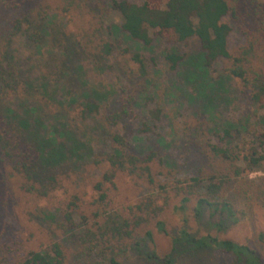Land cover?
<instances>
[{
  "label": "trees",
  "instance_id": "16d2710c",
  "mask_svg": "<svg viewBox=\"0 0 264 264\" xmlns=\"http://www.w3.org/2000/svg\"><path fill=\"white\" fill-rule=\"evenodd\" d=\"M109 9L119 14L120 30L144 47L151 45L156 34L181 43L196 39L203 52V65L210 68L222 61L217 75L226 74L234 79L240 93L256 105L257 116H261L259 120L264 119V0H142L140 3L111 0L108 10L98 0H0V161L22 174L17 185L20 194L36 198L52 194L60 179L56 171L45 167L78 161L81 145L77 140L72 141L65 130L72 128L70 120L60 116L59 104L48 97L32 95L31 88L18 77L19 70L13 68L9 60V43L19 34L34 44L42 43L43 24L51 11L66 17L67 21L77 12L84 14L83 17L88 15L90 25L74 32L73 38L78 45L74 52L111 56L113 44L96 36L103 28L112 35L107 21ZM226 16L236 23L244 36V44L235 52L228 47L232 26L224 20ZM54 33L61 35L62 30L56 29ZM59 45L65 52L68 50L64 43ZM74 52L71 51L67 58L55 57L51 68L47 65L43 70L44 79H60L63 71L70 69ZM123 52H128L136 76L145 77L147 65L143 55L138 51L129 52L127 48ZM165 58L169 69L175 70L184 55L170 51ZM117 66L120 72L127 74V61ZM31 96L38 102L43 116L55 119L47 124L53 128H47V137L41 136L39 125L31 130L29 135L33 143L24 139L23 127L19 126L20 116H15L11 110L17 99ZM133 101L127 87L121 88L115 107L101 117L105 124L103 129L99 128L104 136L102 140L109 143L112 152L106 155V168L92 184V200L83 205L81 197L73 194L60 211V238L54 239L48 249L28 251L13 264H66L70 250L76 257H89L94 264H122L118 257L128 250V244L139 246L151 241L155 228L166 232L159 216L172 203V198L178 199V205L173 203V209L181 212L191 209L196 221L201 222L206 208H214L215 214L210 213L194 230L190 226L181 227L172 237L169 252L163 256L146 253V258L154 259L156 264H176L184 252L188 255L208 248L230 255L237 264H264V252L260 253L254 245L212 233L224 225L218 210H225V217L230 216V224L240 217L225 195L231 182L264 170V127L254 129L251 145L241 156L223 144L224 137H220L219 142H211L203 133L196 132L194 145L203 161L201 166L192 176L168 183L163 177L164 171L168 173L173 167H169L160 146H136L133 149L132 132L117 129L120 122L131 118ZM100 107L95 101H86L81 106L79 118L86 120L87 114H100ZM147 112L150 121L159 120L158 108H149ZM57 123L64 126H57ZM151 130L146 122L142 123L141 133ZM225 134L228 136L229 132L225 130ZM69 141L71 143L67 144ZM123 176L131 178L137 186L151 187L153 193L133 206L114 205L110 188ZM1 186L0 203L6 205L13 193L8 192L4 178L0 179V189ZM170 191L173 197L168 196ZM200 228L204 230L201 232ZM257 238L264 245V233H259Z\"/></svg>",
  "mask_w": 264,
  "mask_h": 264
},
{
  "label": "rangeland",
  "instance_id": "374dc122",
  "mask_svg": "<svg viewBox=\"0 0 264 264\" xmlns=\"http://www.w3.org/2000/svg\"><path fill=\"white\" fill-rule=\"evenodd\" d=\"M52 1V0H46ZM95 2V0H93ZM110 7L111 0H98ZM140 3L142 0H129ZM108 20L112 30L109 36L106 29L99 31L98 38L110 41L114 52L111 56L98 57L94 54H80L73 34L83 27L88 28L89 16L73 13L66 19L55 11H51L43 24L44 40L34 44L22 34L17 35L9 43L8 56L11 66L19 70L18 77L31 88L32 95L38 94L55 100L61 107L60 116L70 120L72 141L77 140L79 149L78 161L71 160L59 166L45 167L58 173L60 184L46 198H36L17 192V185L22 174L11 170L0 161V179L4 178L8 192L13 197L3 205L0 203V264H13L20 261L30 250L48 249L50 243L60 238L58 228L60 211L73 194H78L86 205L92 200V184L106 168V155L112 152L107 141L104 142L102 130V115L115 107V100L120 89H126L134 97L133 114L127 121L120 122L117 129L121 132L129 130L130 140L134 137L132 148H144L158 145L168 162V173L164 171V179L171 183L176 179L192 176L201 166L194 134L201 132L211 142H219L224 137V145L239 154L245 153L253 140L252 133L258 126L264 127V119L259 120L254 103L240 93L234 79L226 74L217 75L222 66L218 61L212 67L203 65V52L194 38L186 42H174L163 34H156L150 46L144 47L130 40L126 33L120 30V16L109 9ZM232 26L228 38L231 52L244 44V36L228 16L224 18ZM109 27V28H110ZM56 29L62 30L61 35L55 34ZM80 32V31H79ZM68 46L64 47L59 43ZM138 51L145 58L147 74L137 77L135 65L130 62L129 54L123 52ZM75 56L69 70L63 71L61 78L44 79L43 70L47 65L51 68L55 57L67 58ZM175 51L184 55L183 60L175 70L169 69L165 55ZM59 58V59H60ZM127 61V74L120 72L117 64ZM27 97L17 99L11 110L15 116H20V127H23V137L33 143L30 132L37 125L41 127V136L48 132L47 124L55 119H49L40 112L38 102ZM86 101L100 104V114H87L86 120L80 119L81 106ZM158 108L160 117L150 121L147 109ZM146 122L152 129L141 133L140 128ZM57 126H64L57 123ZM225 130L229 132L228 136ZM47 137V136H46ZM63 139V138H62ZM64 140V139H63ZM71 141L67 142L70 144ZM1 186L0 191L3 192ZM225 195L240 215L239 219L230 224V216L226 218L225 210H218L222 215L224 225L219 231L212 233L231 238L239 242H247L260 253L264 245L257 239L259 233H264V170L251 172L231 182ZM153 189L144 185H135L128 176L116 180L110 188L112 202L117 206H133ZM162 196H166L162 194ZM168 196L173 197L172 191ZM178 199H171V204L163 211L160 219L164 222L166 232L155 228L153 239L139 246H129L123 255L118 257L122 264H156L154 259L146 258V253H155L157 257L169 252L172 237L183 226L192 230L199 227L198 223L207 220L215 209L206 208L201 222L196 221L191 209L184 212L173 209L178 205ZM174 203V204H173ZM192 207V206H190ZM222 209V208H220ZM204 229L200 228L202 232ZM200 232V233H201ZM133 247V248H132ZM66 264H94L89 257H76L73 250L68 252ZM3 259V260H2ZM176 264H237L234 259L217 250L204 248L194 253L182 254Z\"/></svg>",
  "mask_w": 264,
  "mask_h": 264
}]
</instances>
